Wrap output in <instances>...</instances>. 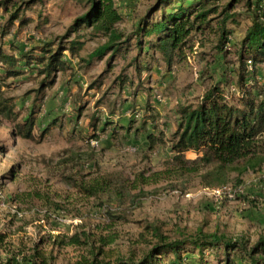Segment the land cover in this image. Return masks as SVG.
<instances>
[{
  "label": "rangeland",
  "instance_id": "rangeland-1",
  "mask_svg": "<svg viewBox=\"0 0 264 264\" xmlns=\"http://www.w3.org/2000/svg\"><path fill=\"white\" fill-rule=\"evenodd\" d=\"M31 1L0 0V32L17 10L28 21L24 27L17 21L2 41L7 51L13 44L17 55L18 50L33 49L39 54L50 43L52 51L57 49L61 37L88 8L79 0L29 4ZM229 1L221 0L220 4ZM115 2L123 16L117 28L129 35L157 0ZM235 12L243 14L242 3ZM241 16L237 23L230 21L235 33L232 42L242 36L246 21ZM78 34L85 41L84 58L106 42L83 29ZM206 40V45L195 42L188 48L185 60L171 72L160 56L154 55V60L148 61L149 71L142 74L145 79L140 82L134 78L135 87L138 83L143 87L134 93L135 87L120 89L119 77L134 75L135 69L128 64L136 50L123 59L108 54L83 69L76 58L70 60L71 70L58 74L36 113L34 134L39 141L20 137L14 122L0 117V232L7 235L0 246V264H7L10 258H14L11 264H28L22 259L29 258L34 248L43 255L45 264L139 259L156 242L153 228L169 239L201 231L254 242L263 234L264 166L261 171L238 177L241 184L237 174L231 173L230 181L222 186L207 187L194 173L183 178L188 179V185L182 192L173 187L180 178L169 175L177 169L170 143L150 151L146 135L135 132L146 122L149 132L163 131L170 139L177 127L178 107L196 103L222 78L229 65L217 55L213 33L208 32ZM228 61L235 62L234 54ZM24 72L7 82V94L14 98L18 114L16 122L28 115L42 79L34 69ZM92 117L102 122L108 117L111 122L107 132L93 143L88 140L94 133L92 125L97 124ZM130 120L134 127L125 134L122 128L129 126ZM49 122L53 123L44 131ZM199 156L190 151L185 160L195 161ZM97 182L108 190L91 195ZM218 189H222L221 194L214 191ZM72 237L82 241L70 244ZM60 240L64 245L58 243Z\"/></svg>",
  "mask_w": 264,
  "mask_h": 264
},
{
  "label": "trees",
  "instance_id": "trees-1",
  "mask_svg": "<svg viewBox=\"0 0 264 264\" xmlns=\"http://www.w3.org/2000/svg\"><path fill=\"white\" fill-rule=\"evenodd\" d=\"M79 1L86 3L87 10L75 19L67 33L61 37L58 48L53 51L49 48L53 43L41 48L39 54L33 49L26 52L18 50L17 55L13 44L11 50L4 49L2 41L10 35L15 23L18 21L19 27L28 23L20 16L19 10L11 14L0 32V117L14 122L17 135L32 141L40 140L34 134L36 113L45 100L46 90L56 83L58 74L71 70L70 60L76 58L80 69H83L108 54L115 59L121 55L123 59L132 50H136V56L128 64L131 69H135L134 77L128 74L119 77L121 90L133 89L134 78L140 82L145 79L142 74L149 71V62L154 60V55H159L160 62L171 72L185 60L188 48L196 44L206 45V37L210 32L215 37L213 42L217 55L229 65L225 75L213 82L196 103L178 107L177 127L170 139H166L163 131L149 132L146 122L136 128L135 132L146 135L150 151L170 143L169 149L174 154L173 161L177 169L174 173L169 172V175L180 178L181 181L176 180L173 187L182 192L187 190L188 185V179L183 178L194 173L199 174L200 183L210 187L226 185L231 173L237 174V183L241 184L238 177H243L249 171L263 170L264 0H230L222 6L221 0H157L141 16L129 35L117 28L123 16L120 11L122 8L116 5L115 0ZM239 3H242L244 11L242 16L235 12ZM240 16L245 17L246 24L242 36L232 42L231 36L235 33L230 21L237 23ZM80 29L87 31L92 38L106 39L102 46L86 58L81 57L85 41L78 34ZM65 52L69 58L64 56ZM230 54H234L233 63L228 61ZM24 69H34L42 79L39 81V89L35 90L28 115L23 121L16 122L18 114L14 98L7 94L10 87L7 82L24 75ZM137 89H143L140 83L133 93ZM148 105L152 107L151 103ZM92 120L97 122L92 125L94 133L88 138L93 143L100 140V134L107 132L111 122L108 117L103 122L96 117H92ZM131 121L129 126L122 128L125 134H129L134 127ZM52 123L49 122L44 131ZM112 131L114 133V128ZM190 151L200 156L195 161L185 160V154ZM198 164L199 168L196 167ZM79 185L76 183V186ZM107 190L102 182H97L90 194L97 195ZM153 229L156 242L139 259L117 258L101 264H264V227L263 234L254 242L245 237L205 234L201 231L169 239L160 229ZM6 238L7 235L0 232V246ZM81 241L72 237L69 243L78 244ZM58 243L64 245V240ZM30 255L22 260L28 264H38V261L45 264L43 255L36 248ZM11 261L14 258H10L7 264H11Z\"/></svg>",
  "mask_w": 264,
  "mask_h": 264
},
{
  "label": "built area",
  "instance_id": "built-area-1",
  "mask_svg": "<svg viewBox=\"0 0 264 264\" xmlns=\"http://www.w3.org/2000/svg\"><path fill=\"white\" fill-rule=\"evenodd\" d=\"M215 192L217 191L218 194H221L222 189L214 190Z\"/></svg>",
  "mask_w": 264,
  "mask_h": 264
}]
</instances>
